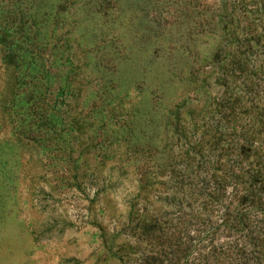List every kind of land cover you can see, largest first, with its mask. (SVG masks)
<instances>
[{
	"label": "rangeland",
	"instance_id": "rangeland-1",
	"mask_svg": "<svg viewBox=\"0 0 264 264\" xmlns=\"http://www.w3.org/2000/svg\"><path fill=\"white\" fill-rule=\"evenodd\" d=\"M0 264H264V0H0Z\"/></svg>",
	"mask_w": 264,
	"mask_h": 264
}]
</instances>
